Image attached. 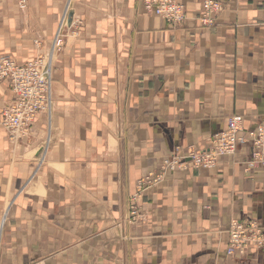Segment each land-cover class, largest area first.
Here are the masks:
<instances>
[{
    "label": "crops",
    "instance_id": "obj_1",
    "mask_svg": "<svg viewBox=\"0 0 264 264\" xmlns=\"http://www.w3.org/2000/svg\"><path fill=\"white\" fill-rule=\"evenodd\" d=\"M20 1L0 0V56L25 62L47 49L68 0ZM219 1L204 26L203 0H178L181 25L143 0H73L80 23L54 63L51 120L39 114L22 138L2 126L14 95L0 83V264H264L254 244L227 254L234 218L264 231V167L247 170L249 142L215 167L162 169L233 114L246 130L264 122V0Z\"/></svg>",
    "mask_w": 264,
    "mask_h": 264
},
{
    "label": "built area",
    "instance_id": "obj_2",
    "mask_svg": "<svg viewBox=\"0 0 264 264\" xmlns=\"http://www.w3.org/2000/svg\"><path fill=\"white\" fill-rule=\"evenodd\" d=\"M72 1L68 0L61 15L55 33L47 49L35 57L19 62L11 55L0 56V83L9 85L14 97L2 109V126L12 139L26 136L33 127L37 117L45 113L51 120L54 107L53 69L58 54L63 50L68 35L76 32L80 20L72 18L69 24V13ZM200 19L204 26L214 24L216 16L224 9L219 0H203ZM148 13L164 18L174 25H181L187 18L184 5L178 0H143ZM21 9L26 8V0L20 1ZM40 45V40H36ZM250 143L252 155L247 170L254 166L264 167V122L253 128H244V117L233 114L227 127L216 134L210 144L202 149H189L187 154L166 158L162 169L174 170L175 167L187 168L189 162L196 167H215L222 156H233L240 145ZM162 171L147 174L139 182L140 190L150 184L161 181ZM137 196H133L135 200ZM136 204L130 205L129 218L138 215ZM230 242L227 246L229 256H245L251 244L264 248V231L252 220L234 218L229 227ZM3 235V222L0 224V242Z\"/></svg>",
    "mask_w": 264,
    "mask_h": 264
},
{
    "label": "water",
    "instance_id": "obj_3",
    "mask_svg": "<svg viewBox=\"0 0 264 264\" xmlns=\"http://www.w3.org/2000/svg\"><path fill=\"white\" fill-rule=\"evenodd\" d=\"M72 18H73V10H71L69 13V24H71Z\"/></svg>",
    "mask_w": 264,
    "mask_h": 264
}]
</instances>
